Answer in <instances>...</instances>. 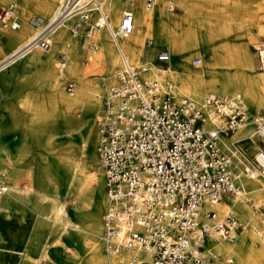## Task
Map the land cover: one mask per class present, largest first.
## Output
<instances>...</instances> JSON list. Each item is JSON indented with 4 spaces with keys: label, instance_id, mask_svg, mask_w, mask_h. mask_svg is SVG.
<instances>
[{
    "label": "bare ground",
    "instance_id": "6f19581e",
    "mask_svg": "<svg viewBox=\"0 0 264 264\" xmlns=\"http://www.w3.org/2000/svg\"><path fill=\"white\" fill-rule=\"evenodd\" d=\"M63 1L59 0L57 5L52 0H19L21 10L33 4L42 15L34 22L41 25L35 32H32L27 24L19 21L18 28H12L0 21L4 24L0 27V40L7 44L16 43L13 49L0 58V73L26 54L28 58L22 66L24 72L31 66L41 67L45 86L48 88V112L53 114L52 117L47 116L45 120L70 128L81 119L75 115L77 109L89 118L94 112L103 109L102 94L98 87L100 82L86 83L82 77L85 69L78 62L87 40L88 43L93 40L99 44L100 57L93 56L92 53L89 56L90 58L92 56V61L99 59L102 62L109 81L113 80L115 72L120 71H116V67L122 65L121 54H123L131 64L146 67V71L141 73L145 79L156 77L158 81L160 73L165 74L167 80L164 83L172 85L175 101L185 96L175 98V93L176 95L185 93L201 106L203 98L199 102L197 100L202 95L238 92L244 96L254 112L264 108V71L254 69L248 48L249 44L257 46V37L264 35V8L252 9L249 2L247 4L250 6L243 2L239 5V0H173V3L182 9L179 15L168 9L165 0H154L151 8L145 6L144 0H136L132 30L127 35L114 37L111 31L119 25L121 0H102L103 19L95 8H91L90 17L83 22L76 19V14H79V10L92 0H72L67 5ZM207 13L209 17H200ZM91 17H94L93 22H89ZM86 23L91 24L90 30L86 32L89 38L79 44L74 38V33L84 28ZM241 23H245V26ZM145 37L150 42L147 46L143 43ZM45 38L49 41V46L43 49L38 41ZM218 40L221 41L216 43ZM163 44L169 49L170 60L169 64L158 67L152 63L154 48ZM37 47L43 51L38 50ZM35 49L37 51L30 53ZM59 50L65 52L64 60L61 61L58 57L55 71L53 68L55 55ZM203 52L206 57H203ZM195 55L204 58L199 70L188 66L189 58ZM67 57H69L68 63H66ZM59 66L62 68L59 69ZM9 71L0 75V100L4 94L6 95V98L0 101V117L3 110L10 108L12 95L15 93L11 83L15 74L11 69ZM72 76L77 79L76 91L73 87V92L69 94L66 91L68 94L66 93L65 96L59 84L63 80L68 81V77ZM164 83L158 81L162 87L165 86ZM27 94L22 104L34 112L30 105L32 97L30 93ZM205 110L209 112L207 108ZM222 121L217 119L214 122L218 125ZM92 127L91 123L88 135L78 142L73 140L70 133L56 144L62 155L58 159V166L64 173L66 193L80 190L83 183L88 182L95 190L91 209L84 212L81 210L67 212L64 200L55 195H45L49 211H43L41 215L52 222L53 227L50 228L55 233V241L59 242L60 237L68 241H81L85 256L80 264H126L134 255L140 254L135 250H122L110 256L104 250V254H101L99 250L98 239L101 237L103 227L101 212L105 203L107 207V196L104 193L105 180L103 183L97 171L92 170L97 155L95 147L97 138L95 141L96 133L92 131ZM253 134L254 125L246 123L240 125L238 131L230 137L246 145V142L243 143L240 139L251 136L257 140ZM234 156V165L239 168V162L243 160L236 153ZM13 174L12 179H14ZM244 178L240 177L241 192L244 195L245 192H250L256 203H264V182L259 180V177H246L245 182ZM207 206L216 211L218 219H222L228 212L245 221L255 219L253 210L246 203H238L232 196ZM244 223L245 229L235 239L228 237L225 239L215 231H210L205 237L204 247L207 250L217 249L230 253L235 257L237 264H264V235L257 234L253 230L256 227H250L249 222ZM259 225L263 229L260 227L258 229L264 231V219L259 221ZM66 227L73 228V232H65ZM256 236L260 237L259 240H256ZM29 248L33 251L35 247L29 245ZM23 250L24 247L20 250V254ZM204 252L205 250L202 254ZM29 261L31 260L26 259L22 264H29Z\"/></svg>",
    "mask_w": 264,
    "mask_h": 264
},
{
    "label": "built area",
    "instance_id": "2783aa9c",
    "mask_svg": "<svg viewBox=\"0 0 264 264\" xmlns=\"http://www.w3.org/2000/svg\"><path fill=\"white\" fill-rule=\"evenodd\" d=\"M165 1L169 10H175L173 0ZM135 2L121 0L119 25L111 31L114 37L132 30ZM91 3L79 10L80 17L87 20L95 8L103 19L102 0ZM144 4L151 8L154 0H144ZM0 21L18 28L12 7L0 9ZM38 43L43 49L49 46L46 38ZM59 58L64 60V55ZM168 58L167 51L158 54L162 62ZM255 58L264 71V45L255 47ZM121 61L116 81L103 99L104 112L96 116V150L107 196L103 249L110 256L122 250L140 254L126 264H210L214 257L230 264L231 257L222 260L219 254H202L205 237L215 231L220 237L235 239L245 223L231 212L218 219L207 204L229 196L238 203L246 200L241 174L264 178V116H250L238 92L206 95L201 106L187 96L175 101L172 85L162 87L155 78L145 79L141 73L146 67L131 64L123 54ZM199 61L194 59L193 64ZM73 87L72 81L65 83L69 94ZM217 119L223 121L217 125ZM246 123L254 125L259 148L237 175L233 172L235 151L223 139ZM7 190L0 176V195ZM253 230L264 235L258 228Z\"/></svg>",
    "mask_w": 264,
    "mask_h": 264
},
{
    "label": "rangeland",
    "instance_id": "374dc122",
    "mask_svg": "<svg viewBox=\"0 0 264 264\" xmlns=\"http://www.w3.org/2000/svg\"><path fill=\"white\" fill-rule=\"evenodd\" d=\"M52 1L57 5L59 3V0ZM71 1L72 0H64L63 2H66L67 5ZM242 2L248 6L250 5L247 3H251L252 6H250V8L252 9L253 7L264 8V0H239V5ZM90 4L91 2L87 4V6ZM175 6V10L172 11L180 15L182 9L177 7V4ZM9 7L14 9L18 21L27 24L32 32H35L41 26L34 23L38 20L37 18L42 17V15L34 8L33 4L21 10L19 0H0V9ZM208 15L209 14L207 13L200 17L206 18L209 17ZM76 19L81 22L85 21L79 16V14H76ZM44 21L46 22V19ZM93 21L94 17H91L89 22ZM2 25L4 24L0 22V27H2ZM241 25L245 26V23H241ZM90 28L91 24L86 23L84 28L79 32L74 33V38L79 44L82 43L84 39L87 40L89 38L86 36V32L87 30H90ZM146 37L143 40V43L147 46L150 42H148V38ZM257 39V46L264 45V35H259ZM220 41L221 40H218L216 43ZM14 46H16V43L7 44L5 41L0 40V58L6 55ZM257 46L249 44L248 48L252 57L254 69L259 71L255 58V47ZM37 49L43 51L40 47H37ZM37 49L32 50L30 53L37 51ZM99 49L100 47L97 42L91 40L88 43L87 40L84 46V52L80 55L78 62L85 69L82 77L86 83L92 84L94 81L100 82L98 87L102 94L101 99L103 103L108 88L110 84L116 81L117 70H120L121 66L116 67L117 72L113 74V80H107V73L102 62L99 59L92 61V56L91 58L89 56L91 53L93 56H99ZM154 49L152 63L158 67L169 64L170 54L169 58L164 62L158 59V54L160 52H169L167 45H158ZM63 53L65 52L59 50L55 55V63L53 67L55 71L57 70L58 57ZM202 54L203 57L207 56L204 52ZM203 57H201V55L190 57L188 66L194 70H199L201 68L200 64L204 59ZM26 58H28V54L20 58L18 62L12 64L10 67L1 70L0 73L1 75L11 69L15 74V76L13 75L14 77L11 82L15 93L12 95V100L9 105L10 108L6 111L3 110L2 117H0V176L3 180H6V183L8 184L7 192L2 194L3 196L0 195V264H22L26 259L31 260L28 262L29 264H80V261L85 256L81 241H68L62 237H60L59 242L55 241V233L51 231L50 228L53 227V224L50 220L44 218L41 215V212L46 210L49 211V205L46 202L45 195H55L64 200L67 212H69V210H81L84 212L91 209L92 202L95 198V190L88 182H84L80 190L77 189V191L75 190L66 193L64 173L58 166V159L61 158L62 155L59 152V149H57L56 144L57 141L66 138L70 133L75 142L84 139L89 133L88 131L91 127V123L93 125L92 131L96 133V141L98 136L96 115L104 112V107L103 109L101 108V110L94 112L90 118L77 109L75 115L79 116L81 119L70 128H65L59 124H54L49 120H45L47 116L52 117L53 114L48 112V88L45 86L43 71L41 70V67L37 65L31 66L26 72H24L22 66ZM68 59L69 57H67L66 63H68ZM194 59H199L200 63L198 65L193 64ZM166 78L167 76L165 74L160 73L158 81L164 83L165 80H167ZM68 79V81L72 80L74 82L73 84L75 88V83L77 85L76 77L72 76L68 77ZM66 82V80H63L59 84V88L63 89L65 96L68 94L65 88ZM27 93H30L32 97V101H29H31L30 105L33 107L34 112L30 111L24 104H22L26 99ZM183 95L188 96L185 93H177V95L175 93V98ZM205 96L206 95H202L197 101H201ZM242 97L244 98L243 95ZM5 98L6 95L4 94L0 101ZM244 101H246L245 98ZM246 105L250 116H264V108H260L258 111L254 112L247 104V101ZM239 128L240 126L233 133L223 139V143L225 145L227 144V146L235 151L236 155L243 160L242 162H239V168H236L235 165L233 166V172L237 175L241 174H239V172L245 164H249L253 161L254 154L259 148V143L256 139L249 140L248 138H241V142H246V145H242L233 137H230L232 134L234 135ZM52 142H54V144ZM96 144L97 141L95 142V145ZM92 170L97 171L98 177H100L101 181L104 183L105 177L103 166L98 154L93 161ZM10 172L15 174H13L14 179L11 178L12 174ZM240 177L243 178L245 176L241 174ZM245 178L243 179L244 182ZM259 180L264 182V178L262 177H259ZM245 189L247 190V188ZM244 196L247 198L241 202L246 203L247 206L253 210L255 213V219L245 221L243 218L240 219L237 215L236 216L244 222H249L250 227L254 226L259 228V221H261L264 214V203H256L250 192H245ZM233 198L236 199L235 197ZM105 207L106 203L101 212L102 219ZM9 221L10 223H8ZM64 231L68 233L73 232V228L66 227ZM223 237L227 239V237ZM259 238L256 236V240H259ZM98 240L99 250L101 254H104L105 250L101 244V237ZM29 245H34L35 248L33 251H30ZM23 247L24 250L21 251L23 253L20 254V250ZM215 254H219L222 257V260L226 257H231L232 262L230 264H237L235 262V257L227 252H222L217 249L207 250L205 248V252L203 253L205 256L210 255L212 257H214ZM213 259L212 264H220L217 258L214 257Z\"/></svg>",
    "mask_w": 264,
    "mask_h": 264
},
{
    "label": "crops",
    "instance_id": "0c3cea01",
    "mask_svg": "<svg viewBox=\"0 0 264 264\" xmlns=\"http://www.w3.org/2000/svg\"><path fill=\"white\" fill-rule=\"evenodd\" d=\"M7 248V247H6ZM16 250V249H15Z\"/></svg>",
    "mask_w": 264,
    "mask_h": 264
}]
</instances>
